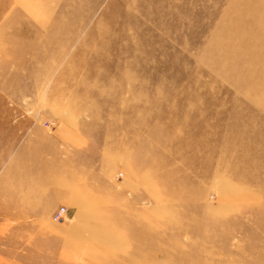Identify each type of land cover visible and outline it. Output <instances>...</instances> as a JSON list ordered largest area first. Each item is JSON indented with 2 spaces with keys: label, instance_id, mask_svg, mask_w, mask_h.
Returning <instances> with one entry per match:
<instances>
[{
  "label": "rangeland",
  "instance_id": "374dc122",
  "mask_svg": "<svg viewBox=\"0 0 264 264\" xmlns=\"http://www.w3.org/2000/svg\"><path fill=\"white\" fill-rule=\"evenodd\" d=\"M27 119L89 188L0 209V264H264V0H0V139Z\"/></svg>",
  "mask_w": 264,
  "mask_h": 264
},
{
  "label": "crops",
  "instance_id": "0c3cea01",
  "mask_svg": "<svg viewBox=\"0 0 264 264\" xmlns=\"http://www.w3.org/2000/svg\"><path fill=\"white\" fill-rule=\"evenodd\" d=\"M0 126L2 130L11 128L7 123ZM15 126L25 131L21 137L0 139L1 214L35 222L55 215L60 205H76L79 192L89 188L86 186L89 173L85 161L86 139L49 134L36 120L27 119ZM89 171L94 173L92 167ZM4 194L9 202L7 208ZM88 196L89 192L83 193V197ZM6 209L10 211L7 216L3 214Z\"/></svg>",
  "mask_w": 264,
  "mask_h": 264
},
{
  "label": "built area",
  "instance_id": "2783aa9c",
  "mask_svg": "<svg viewBox=\"0 0 264 264\" xmlns=\"http://www.w3.org/2000/svg\"><path fill=\"white\" fill-rule=\"evenodd\" d=\"M66 217H67V208L61 207L53 218L55 222L59 223V222H64L66 220Z\"/></svg>",
  "mask_w": 264,
  "mask_h": 264
}]
</instances>
